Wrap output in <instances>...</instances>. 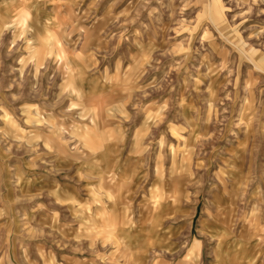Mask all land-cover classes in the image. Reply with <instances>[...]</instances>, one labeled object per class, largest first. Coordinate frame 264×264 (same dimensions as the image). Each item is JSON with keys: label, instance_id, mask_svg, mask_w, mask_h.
<instances>
[{"label": "rangeland", "instance_id": "374dc122", "mask_svg": "<svg viewBox=\"0 0 264 264\" xmlns=\"http://www.w3.org/2000/svg\"><path fill=\"white\" fill-rule=\"evenodd\" d=\"M0 264H264V0H0Z\"/></svg>", "mask_w": 264, "mask_h": 264}]
</instances>
